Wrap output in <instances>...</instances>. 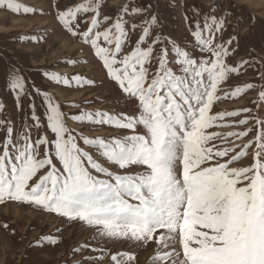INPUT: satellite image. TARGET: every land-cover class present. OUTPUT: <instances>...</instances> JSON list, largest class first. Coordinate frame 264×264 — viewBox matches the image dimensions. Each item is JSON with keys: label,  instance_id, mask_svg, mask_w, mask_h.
I'll use <instances>...</instances> for the list:
<instances>
[{"label": "snow or ice", "instance_id": "1", "mask_svg": "<svg viewBox=\"0 0 264 264\" xmlns=\"http://www.w3.org/2000/svg\"><path fill=\"white\" fill-rule=\"evenodd\" d=\"M0 7L26 14L37 11L17 0H0ZM101 7L102 0L73 2L63 9L57 3V20L73 37L90 45L107 76L136 101L134 113L81 111L69 117L53 95L36 88L46 128L54 138L44 133L45 123L34 103L31 125L25 117L17 130L10 120L0 119V203L10 200L42 207L84 222L104 240L131 241L143 248L151 242L157 246L152 264H264V118L251 117L260 130L243 145L235 140L246 137L252 128L215 131L224 126L218 122L225 117L251 112L248 107L213 110L216 102L256 88L252 82L223 86L250 63L227 61L233 42L238 46L237 38L217 41L224 19L213 9L202 26L197 21L191 30L201 54L195 57L155 31L159 24L155 14L129 23L126 16L146 10L129 8L125 0L113 18L102 15ZM44 74L52 81L71 83L59 73ZM72 80L78 85L94 83L80 75ZM8 87L22 107L21 97L30 93L19 69L10 71ZM258 100L264 103V86ZM69 118L130 131L118 137L74 135L66 123ZM249 122L248 116L235 121ZM141 127L142 133L137 131ZM217 140L222 147L214 143ZM249 155L248 166H232ZM129 168L142 170L129 172ZM43 239L56 242L52 237ZM86 259L95 261L103 255ZM135 259L131 252L111 255L114 264Z\"/></svg>", "mask_w": 264, "mask_h": 264}, {"label": "rangeland", "instance_id": "2", "mask_svg": "<svg viewBox=\"0 0 264 264\" xmlns=\"http://www.w3.org/2000/svg\"><path fill=\"white\" fill-rule=\"evenodd\" d=\"M21 1H26L32 6L39 5L36 0H17L19 3ZM73 2H83V0H56V5L59 3L60 8L63 9L66 4ZM124 2L125 0H102L101 14L114 18ZM127 2L129 8L136 6L146 10L144 14L126 16L129 23L141 22L155 14L159 21L155 31L162 32L164 37L171 38L195 57L201 55L194 47V38L191 35L196 22L200 21L202 26L204 17L212 15L213 9L215 16H223L224 30L218 35L217 41H227L232 36L238 41V46L235 41L231 45L232 52L227 57V61L230 64L241 60L250 62L239 74H233L223 86L230 88L252 82L256 84V88L248 90L239 97L226 98L214 104V111H234L244 107L251 109L250 113H241L238 117H225L223 121L218 122L224 126L216 127L215 131L227 133L252 128L246 137L235 140V143L243 145L248 140H252L260 128L251 117L264 118V103L258 100L261 87L264 86V79H261V75H264V0H127ZM9 13L10 10L6 7H0V103L4 105L3 110H0V119L10 120L17 130L25 121V117H29L27 123L31 125L34 122L30 119V104L34 103L37 114L45 123L44 133L54 138L46 128L44 106L41 96L35 92L36 88L53 95L56 102L61 105V110L69 117L81 111H103L111 115L134 113L136 101L122 93L118 85L107 76L106 69L95 57L94 50L89 44L60 28L57 14H52L53 19H42L41 17L20 18V16L14 18ZM35 14L42 16L43 12L38 7ZM52 20H55L54 24ZM41 27L48 28L44 31L47 32L46 38H40L35 34L41 32L39 30ZM34 28L36 31H32ZM138 34L137 32L132 35L133 43L138 38ZM130 47L131 45L125 51L130 50ZM170 66L177 68L175 64ZM14 68L19 69L20 74L25 78L30 93L21 97L22 107H18L15 93L8 87L9 73ZM45 72L67 76L71 83L64 85L52 81L45 76ZM75 75H80L85 80H92L94 83L78 85L72 80ZM245 116L250 117L247 125L235 123ZM66 123L74 130V135L82 132L90 138L118 137L127 135L130 131L107 125L97 126L89 122L73 121L70 118ZM137 131L142 133L144 130L141 127ZM36 135L33 130V138ZM2 139L3 132L0 131V141ZM229 139L234 140V138ZM79 143L84 147L82 141ZM214 143L223 146L220 140ZM87 150L93 151L90 148ZM251 151L252 149H249L250 153ZM251 162L249 155L232 166H248ZM56 163L60 167L59 163ZM140 170L142 169L129 168L127 171ZM9 202L14 208L11 211L5 206ZM0 206H2L0 207V264H76V262L114 264L111 255L120 252H131L135 255L136 259L130 264H152L157 246L151 242L146 248H142L131 241L104 240L96 236L94 229L84 222L72 221L67 217L48 212L42 207L24 202L6 200L0 203ZM19 209L21 210L17 211ZM4 224L8 227L5 228ZM44 237H52L56 242L52 243L43 239ZM84 244H88L89 247L81 248L78 252L74 251ZM104 252H107V255H104ZM101 255L103 259L95 261L86 259V257L98 258Z\"/></svg>", "mask_w": 264, "mask_h": 264}, {"label": "flooded vegetation", "instance_id": "3", "mask_svg": "<svg viewBox=\"0 0 264 264\" xmlns=\"http://www.w3.org/2000/svg\"><path fill=\"white\" fill-rule=\"evenodd\" d=\"M37 1V3H39V5L38 6H32L31 4H29L28 2H26V1H21V4H24V5H28V6H32V7H34L35 9H37L38 7H39V9L43 12V15L42 16H39V15H36L35 14V12L34 13H23V11L22 12H19V13H17V12H15V11H12V10H10V15L11 16H13L14 18L15 17H19L20 16V18H29V17H41L42 19L43 18H45V19H53V15L52 14H56V7H55V5H56V0H36ZM6 13H8V12H6ZM53 21V24H54V21L55 20H52ZM53 26V25H52ZM60 28L62 29L63 27H62V25L60 24ZM48 28H44V27H41L39 30L41 31L40 33H35L36 34V36H38V37H40V38H42V37H44V38H46V36H45V34L47 33V32H44V31H46ZM32 31H36V29L34 28V29H32ZM19 36V35H18ZM68 36V35H67ZM69 37V36H68ZM75 38H77V37H75ZM0 151H2V149L0 150ZM20 204V203H19Z\"/></svg>", "mask_w": 264, "mask_h": 264}, {"label": "bare ground", "instance_id": "4", "mask_svg": "<svg viewBox=\"0 0 264 264\" xmlns=\"http://www.w3.org/2000/svg\"><path fill=\"white\" fill-rule=\"evenodd\" d=\"M101 132H103L104 133V131H101ZM3 206V205H2ZM2 206H0V207H2ZM6 206V208L9 210V211H11V210H13L14 208L12 207V205L10 204V202H9V204H6L5 205ZM21 209H19V210H17V211H20ZM141 248V247H140ZM143 248V247H142Z\"/></svg>", "mask_w": 264, "mask_h": 264}]
</instances>
